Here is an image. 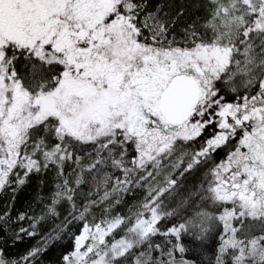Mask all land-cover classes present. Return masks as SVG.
I'll use <instances>...</instances> for the list:
<instances>
[{"label": "snow or ice", "instance_id": "1", "mask_svg": "<svg viewBox=\"0 0 264 264\" xmlns=\"http://www.w3.org/2000/svg\"><path fill=\"white\" fill-rule=\"evenodd\" d=\"M0 264H264V0H0Z\"/></svg>", "mask_w": 264, "mask_h": 264}]
</instances>
